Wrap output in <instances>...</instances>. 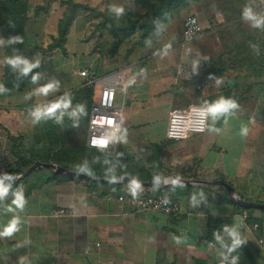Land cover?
Wrapping results in <instances>:
<instances>
[{
    "label": "crops",
    "instance_id": "1",
    "mask_svg": "<svg viewBox=\"0 0 264 264\" xmlns=\"http://www.w3.org/2000/svg\"><path fill=\"white\" fill-rule=\"evenodd\" d=\"M247 15L236 21L251 25L242 20ZM206 23L208 32L217 28L210 25L211 21ZM234 28L241 34L247 33L245 27ZM26 31L27 26L20 53L22 60L25 54L29 55L30 37ZM0 45L5 58L1 37ZM217 46L219 54L200 59L202 68L197 70L193 89L187 92L189 103L175 110L192 105L207 107L221 98L234 101L238 107L216 116L214 124L211 116L204 133L218 134L220 147L212 150L211 144L204 142L196 144L198 150L189 152L187 145L194 141L189 136L170 145L165 140L164 145L158 142L161 146L151 142L144 144L143 149L132 147L133 152L124 138L117 149L136 158L146 169L151 160H158L161 166L158 174L162 177L159 181H164L163 188H168L161 190V196L168 199L169 195L177 194L175 201L180 206V215L139 211L127 201H118L119 196L129 193L157 196L162 188H145L134 183H88L39 167L23 178L22 209L13 203L14 197L0 198V232L14 218L18 220V231L0 236V264H264V211L249 213L237 209L228 198V202L224 200L226 193L222 187L209 184L223 180L242 201L264 205V82L257 75L262 73L264 78L258 59L263 47L254 42ZM246 50L250 63L234 70L226 66L233 56L238 57ZM167 60L172 61V57L160 59L158 64ZM6 61L5 58L0 79ZM182 65L176 73L177 83L174 81L171 86L181 93L186 84L178 76ZM122 69H130L131 73L130 65ZM93 79L99 78L92 75L90 80ZM32 82L31 79L30 85L25 84L27 87L18 94L29 93ZM85 87L93 88V103L99 88ZM2 103L8 106L7 102ZM11 147L12 143L0 130V177L14 162ZM15 189L7 188V192ZM58 210H64L66 215L54 217L52 214Z\"/></svg>",
    "mask_w": 264,
    "mask_h": 264
},
{
    "label": "rangeland",
    "instance_id": "2",
    "mask_svg": "<svg viewBox=\"0 0 264 264\" xmlns=\"http://www.w3.org/2000/svg\"><path fill=\"white\" fill-rule=\"evenodd\" d=\"M62 1L73 2L87 9H78L70 25L64 44L66 54L62 55L58 50L48 54L46 50L52 42L51 38L57 35L58 22L64 12H68L69 5H63ZM238 1L242 5L245 2V0H204L191 6L188 11L175 13L166 23L160 24L159 30L153 34L155 41L151 43L141 40L140 35L136 33L119 31V41L110 35L114 26H111L110 20L115 18V23L119 21L117 24L120 29L125 23V15L128 11L132 15H145L146 10L143 9L145 0H26V35L30 39L29 55L25 54L24 60L37 66L26 75L21 71L23 66H17L18 87L16 86L13 91L16 96L8 98L5 91L0 92V130L7 140L12 139L11 141L18 150L38 149L39 155L43 158L47 157L48 149L52 144L47 136L48 127L43 123V119L34 121L30 113L37 106L43 107L56 102L66 94L81 89L86 79L90 80L92 75L101 78L122 69L128 62L131 63L130 77L135 78L136 82L128 85L124 97L120 142L123 143L124 138L127 139L130 152H133L132 147L143 149L144 144L148 145L151 142H156L157 146H161L158 145L161 141L164 145L169 112L187 106L189 103L187 92L193 89L197 70H201L203 65L200 59L219 54L218 44L230 46V43L249 42L250 40L259 44V47L262 44L263 49L259 50L258 59L260 69H264L262 66L264 64V25L262 28L258 27L259 30H251L250 28L257 27L237 22L236 19L243 15L239 10L241 8H238L240 7V3L237 5ZM115 8H122L123 13L118 15L113 10ZM189 15L198 18L203 35L183 45L181 41L183 21ZM210 21V25L217 27L212 33L208 32L210 29H207L206 22ZM60 22L65 24V18ZM240 26L246 28V35L234 28L242 29ZM169 55L172 61L167 60L163 65L158 64L160 59L165 61ZM4 60L0 45V72ZM181 64L187 66L185 73L178 74L181 76V81L186 82L182 88L183 93L176 88H171L174 81L177 83L176 73ZM226 66L231 69V65ZM233 67H236L235 64ZM82 71H87L86 77L79 76L78 73ZM34 75L38 76V79L29 86L31 91L18 94L22 93L23 88H26L28 84L30 85V80ZM257 75L259 81L263 83L262 73ZM49 83L56 85L54 91L49 92L47 96L35 94L39 88ZM122 99L123 96L118 94L117 102H122ZM2 101L7 102L8 106ZM6 107H13V110L6 109ZM67 111H74L76 115L70 116L69 121L64 122V128L57 131L59 138L52 148H61L59 159L70 158L71 160L82 155L78 152L85 142V123L86 120L88 122V118L83 116L76 105L71 106ZM58 112L52 119L58 117ZM44 120L46 121V118ZM215 122L214 117V122L211 124ZM61 124L63 122L60 126ZM192 137L194 141L186 148L189 152L198 150L204 142H206L205 145L211 144L212 150L219 148L221 144V139L216 133L207 132ZM166 142L169 143L168 145L176 143ZM94 159L95 162H99L101 157L95 154ZM153 165L155 166V163ZM144 169L149 171L150 167Z\"/></svg>",
    "mask_w": 264,
    "mask_h": 264
},
{
    "label": "trees",
    "instance_id": "3",
    "mask_svg": "<svg viewBox=\"0 0 264 264\" xmlns=\"http://www.w3.org/2000/svg\"><path fill=\"white\" fill-rule=\"evenodd\" d=\"M202 1L204 0H145L143 9L146 10V14L143 16L132 15V13L128 11L125 15V23L121 25L120 29L118 28L119 21L115 23V18H113V20L111 19L110 24L111 26H114L110 31V35L113 39L119 41V31L129 32L132 34L136 33L140 35L141 40L154 43L155 40L153 34L154 32L159 30L160 24L166 23L173 14L179 13L184 10L188 11L191 6ZM248 1L249 0H245L243 5L239 1L237 3V5H239L240 3V7L238 8H241L239 10L243 13V15L248 14L249 11L251 12L258 7L256 0H250L249 3ZM62 4L69 5L68 12L65 11L62 18L60 19V21H62L65 18L66 23L64 24L60 21L58 22L57 35L56 37L51 38L52 42L48 45L49 47L46 50L48 54H51L55 50L60 51L62 55L66 54L64 44L66 43L70 25L74 21L78 9L82 10V8H84L81 5L74 4L73 2L69 1H62ZM26 12V0H0V37L5 47V58L7 61L9 59L17 57L20 58L27 23ZM44 13L46 14L47 10L44 11ZM255 29L259 30L258 28ZM252 42L253 41L250 40L247 43L251 45ZM249 47L250 46H248V48ZM248 53V50H246L243 51V54H239L238 57L233 56L232 61L230 62L233 70L236 69L237 66L241 68L243 65L246 66L247 63H250ZM243 57H245V60H243ZM7 61L4 66V73L1 79V84L3 85L5 94L7 96H10L13 95V91L17 86V67L13 68L10 64L7 63ZM234 64L236 66L235 68L233 67ZM129 65H131V63L127 62L125 66ZM87 83L88 81L86 80L83 84V88L68 93L65 96L71 98V106L76 105L82 112L83 116H86L88 118L92 104L93 88L85 87ZM69 113L71 112L65 110L63 116L61 117L60 112H58L57 116L60 117L59 120H57V117L53 119L46 118V121L43 118V123L46 125V127H48L47 136H49L52 142V144H50L51 147L48 149L47 157L45 158L39 155L38 149H25L22 151L18 150L15 147L14 143L11 141L12 139H8L12 143L10 154L14 158V162L8 165V167L2 174V177L14 178L20 176L25 173L31 166H33L34 163L39 162L41 164L56 165L68 171L81 173L99 180L130 179L140 185V183L157 182L162 178L158 174L161 166L157 159L151 160V162L149 163L150 170L146 171L144 169V166L139 164L138 160L133 156L123 155L122 153H119V151H117L114 156H111L110 154L108 155L105 153L89 150L86 148L85 142L84 145L80 147V151L78 152L82 155H79L75 159L71 160L70 158L59 159V151L61 150V148L55 147L53 149L52 147L54 144H57L56 140L59 138L57 131L60 128H64V122L69 121ZM210 117L211 115H209V118ZM65 118L66 120H64ZM61 122H63V124H61L60 126ZM87 125L88 122L86 120V133ZM95 154L100 155L101 160L99 162H95ZM153 163H155V166L153 165ZM152 167L153 169H151ZM23 181L24 179L12 185L1 184L0 186L4 188H17L23 186L25 190ZM165 189L168 188L158 189L160 192L158 191L157 196H161V190ZM176 198L177 194L171 196L169 195L167 200L171 203H176ZM224 200L228 202L226 195H224ZM235 208L247 211L249 213L253 212V209L246 210L237 206Z\"/></svg>",
    "mask_w": 264,
    "mask_h": 264
},
{
    "label": "built area",
    "instance_id": "4",
    "mask_svg": "<svg viewBox=\"0 0 264 264\" xmlns=\"http://www.w3.org/2000/svg\"><path fill=\"white\" fill-rule=\"evenodd\" d=\"M257 9L250 13L255 19L245 16L242 20L246 23L255 25L257 21L264 20V0H256ZM262 23L259 25L261 26ZM203 35V29L199 20L194 15L187 16L183 21L182 44H189ZM130 69H121L105 77L89 80L88 86H97L99 93L91 104L85 146L89 150L115 154L120 145L121 120L124 108V97L130 83L136 82L135 78L130 77ZM186 65L179 68V74L185 73ZM80 77H86L87 71L79 73ZM201 86H197L200 90ZM118 94L123 96L122 102H117ZM206 108L203 105H192L182 110H173L168 115V122L165 131L166 141H184L189 136L202 135L208 127L209 115H201ZM93 140H104L103 147L93 146ZM23 186L17 187L11 192H7L6 197H14L15 193L21 192ZM119 202L127 201L131 207L139 211H151L165 216L180 215V206L171 203L162 196L136 195L129 193L127 196H119ZM54 217L66 215L64 210L55 211ZM211 245V244H210Z\"/></svg>",
    "mask_w": 264,
    "mask_h": 264
},
{
    "label": "clouds",
    "instance_id": "5",
    "mask_svg": "<svg viewBox=\"0 0 264 264\" xmlns=\"http://www.w3.org/2000/svg\"><path fill=\"white\" fill-rule=\"evenodd\" d=\"M118 15L123 13L122 8H115L113 9ZM249 18L255 19V17H252L250 15V11L248 13ZM261 23H264V21H257L256 26H259ZM19 39V38H17ZM22 42V41H21ZM8 64H10L13 68H16L17 66L22 65L21 71L23 74H27L29 71H31L32 68L36 67V64H29L26 60H22L20 58H13L9 59L7 61ZM38 79V76L34 75L32 77L33 82H35ZM56 89V85L53 83H49L37 90L35 93L36 95L41 96H47L49 92L54 91ZM4 88L3 85L0 84V92H3ZM71 107V98L68 96L61 97L60 100L56 102L49 103L47 105H44L43 107L37 106L30 114L33 117L34 121H39L43 118H52L55 116V114L59 111L61 117L64 114V111ZM238 105L234 101H226L223 98L213 102L212 104L208 105L202 112L201 115H211L213 117H216L220 114H225L229 112L230 109L236 108ZM70 116H75L76 113L73 111L69 113ZM60 117H57V120H59ZM246 129H242V132H246ZM106 141L104 140H93L92 144L93 146L103 147ZM10 178V177H9ZM138 187V185H136ZM5 195H7V188H4L0 186V198H3ZM13 203L16 205L17 208H23V205L25 203L23 192H18L14 194V200ZM18 220L13 219L10 221V223L7 225L5 230L3 232H0V236H11L14 232L18 231L17 228Z\"/></svg>",
    "mask_w": 264,
    "mask_h": 264
},
{
    "label": "water",
    "instance_id": "6",
    "mask_svg": "<svg viewBox=\"0 0 264 264\" xmlns=\"http://www.w3.org/2000/svg\"><path fill=\"white\" fill-rule=\"evenodd\" d=\"M39 167H42V168L50 171L54 175H62V176H66V177L76 178V179H80V180H84V181H88V182L99 183V184H103V185H125V184H129V183L137 184L136 182H134L130 179H125V180H99V179H96L93 177L86 176V175L81 174V173H75V172L68 171L66 169L60 168V167L52 165V164H41L39 162L34 163L33 166H31L24 174H22L20 176H17L14 178H2V177H0V183H3L5 185H12V184L18 183L20 180H22L24 177H26L30 172H32L33 170H35ZM209 184L213 185V186L222 187L226 193L228 200L232 204H234V205H236L242 209H246V210L253 209V210L264 211V205L242 201L240 198H238L235 195L232 186H230L225 181H215V182H211ZM140 185L145 187V188H163L166 185V183L164 181H157V182H150V183H140Z\"/></svg>",
    "mask_w": 264,
    "mask_h": 264
}]
</instances>
